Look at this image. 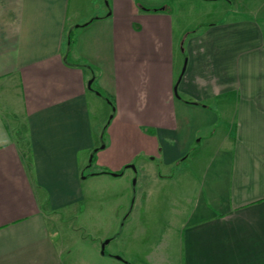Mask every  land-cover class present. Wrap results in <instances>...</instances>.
I'll return each mask as SVG.
<instances>
[{"label":"crops","instance_id":"0c3cea01","mask_svg":"<svg viewBox=\"0 0 264 264\" xmlns=\"http://www.w3.org/2000/svg\"><path fill=\"white\" fill-rule=\"evenodd\" d=\"M76 1L0 0V90L15 83L24 121L0 111V264H64L47 216L77 203L94 160L113 177L141 153L174 165L200 132L216 146L190 169L175 264H264V19L177 37L171 0ZM90 93L114 105L102 147Z\"/></svg>","mask_w":264,"mask_h":264},{"label":"rangeland","instance_id":"374dc122","mask_svg":"<svg viewBox=\"0 0 264 264\" xmlns=\"http://www.w3.org/2000/svg\"><path fill=\"white\" fill-rule=\"evenodd\" d=\"M92 2L79 0L76 5L81 7L79 11H86L92 8ZM171 5L177 37L231 18L253 15L264 19V0H171ZM91 96L99 102L91 103V109L95 129L102 133L101 147L108 142L107 128L114 105L102 96ZM20 104L15 83L4 82L0 111L18 131L24 122ZM202 133L198 135L201 140L197 138L189 149V157L174 165L165 166L159 159L152 161L141 153L132 165L123 166L113 177L114 172L94 160L86 168V181L77 203L47 216L52 219L49 226L58 234L64 264H153L160 256L178 263L177 229L188 219L195 203L190 169L197 158L211 153L216 146V140L207 141ZM93 170L107 175H92Z\"/></svg>","mask_w":264,"mask_h":264},{"label":"trees","instance_id":"16d2710c","mask_svg":"<svg viewBox=\"0 0 264 264\" xmlns=\"http://www.w3.org/2000/svg\"><path fill=\"white\" fill-rule=\"evenodd\" d=\"M69 45L68 46H70V44H71V42H72V31H70V34H69ZM64 59H65V62H71L73 65H75V66H79V67H82V68H90V66H89V64L87 63V62H84L83 60H80V59H77V60H74L72 57H71V53H70V47H69V49H67L66 51H65V56H64ZM94 154H92V156H91V163H92V161L94 160Z\"/></svg>","mask_w":264,"mask_h":264},{"label":"water","instance_id":"95a60500","mask_svg":"<svg viewBox=\"0 0 264 264\" xmlns=\"http://www.w3.org/2000/svg\"><path fill=\"white\" fill-rule=\"evenodd\" d=\"M92 81H93L92 79L88 80V82H87V86H88V87H90ZM174 89H176V87H175ZM101 147H102V146H101ZM112 175H116V174L114 173V174H112ZM107 242H108V240L105 241V243H107ZM103 247H104V244L102 245V248H103ZM102 252H103V250H102ZM117 258L119 259V257H117Z\"/></svg>","mask_w":264,"mask_h":264}]
</instances>
